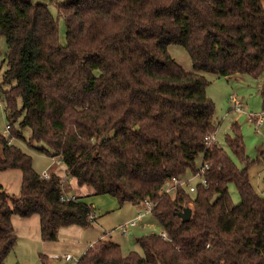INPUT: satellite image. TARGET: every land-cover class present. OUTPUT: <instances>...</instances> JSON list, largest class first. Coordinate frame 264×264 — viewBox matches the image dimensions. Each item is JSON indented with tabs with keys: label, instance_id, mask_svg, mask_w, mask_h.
<instances>
[{
	"label": "trees",
	"instance_id": "obj_1",
	"mask_svg": "<svg viewBox=\"0 0 264 264\" xmlns=\"http://www.w3.org/2000/svg\"><path fill=\"white\" fill-rule=\"evenodd\" d=\"M46 1L0 0V38L8 48L0 90L15 82L1 90L6 117L22 115L19 126L54 153L40 151L58 157L66 176L92 195H110L120 206L151 202L166 235L137 237L141 252L127 254L102 238L77 264H264V195L248 175L264 150L250 162L233 125L225 143L244 164L239 169L224 149L204 141L217 125L208 75L258 80L264 73V0ZM50 4L64 19L65 46ZM170 45L187 52L191 71L172 58ZM260 95L264 108V84ZM9 125L8 136L0 133V171L20 170L21 185L15 198L0 185V264L17 242L12 216L37 215L44 242L56 241L60 228L95 221L83 198L63 200L59 175L32 168L12 142L20 131ZM203 163L205 185L194 193L162 191Z\"/></svg>",
	"mask_w": 264,
	"mask_h": 264
},
{
	"label": "rangeland",
	"instance_id": "obj_2",
	"mask_svg": "<svg viewBox=\"0 0 264 264\" xmlns=\"http://www.w3.org/2000/svg\"><path fill=\"white\" fill-rule=\"evenodd\" d=\"M35 3H46V0H30ZM51 14L58 25L59 43L62 46L66 45V28L65 22L62 16H59L54 5L50 4L48 6ZM264 8V4H263ZM168 51L172 58L185 70L191 71L192 64L190 57L187 52L180 46L170 45ZM8 52L6 38L2 36L0 38V83L3 78V74L7 69V64L5 62V57ZM208 80L210 84L206 88V95L212 100L214 105V119L217 122L215 133L213 134L214 143L224 149L233 159L236 166L239 169L244 167V164L239 162L229 151L225 143V137L232 134V126L236 125L240 134L243 138L245 153L250 162H254L259 153L264 147V122L262 126L256 130L255 125L248 121L247 115L249 113L260 114L264 116V108L262 106V99L260 95V89L262 84H264V73L258 80H254L246 75H235L229 77H216L208 75ZM15 82L11 84H1V90L6 91L13 86ZM0 90V100L1 99ZM235 95L242 103V111H235L231 108L230 97ZM18 107L21 108V102L18 101ZM22 115L17 121L9 120L5 113L3 103H0V133L4 136H8L9 130L6 126L11 124L12 129H17L21 133L20 139L12 140L19 149H21L25 154L31 158L32 168L38 173L44 176L48 172L58 173L63 181L62 192L63 196L69 198L74 192L75 182L73 178L67 177L65 175V170L62 164L59 162L58 158H52L50 155L54 153L53 149L43 143L35 142L31 140V131L29 128H21L19 122L22 119ZM43 148L50 155L45 152H41L40 149ZM199 164V162H197ZM249 181L253 189L260 195H264V161L259 163H253L249 170ZM190 178V175L186 176ZM199 178H194L192 184H198ZM0 185L2 189L10 197H18L20 193L21 185V172L18 169H9L5 171H0ZM78 185V184H77ZM88 187V186H87ZM83 186L78 185L79 198H83ZM89 190V188H88ZM228 192L230 198L234 205L240 203V198L238 192L233 184L228 185ZM75 196V195H74ZM77 197V196H75ZM96 199H101L102 196H95ZM116 202L114 207L109 211V214L101 216L98 218L97 223L92 222L93 233H98L100 236L103 233V239L106 241H111L118 244L124 254L130 251L141 252L139 246L136 244L135 239L148 234H159L161 233V228L158 223L149 214H146L142 219L138 221L136 227L129 228L125 234H121L118 230L119 225H123L135 218L139 211H143V206L140 204L137 207L130 203H125L120 206L117 200L107 195L105 196ZM83 201V200H82ZM115 201V202H114ZM135 206V207H134ZM138 208V210L136 209ZM100 214L94 216L97 217ZM100 238V239H102ZM6 257V264H40L39 259L34 256L28 255L26 258L28 262L22 263L21 260L17 261L13 254ZM36 255V254H35Z\"/></svg>",
	"mask_w": 264,
	"mask_h": 264
},
{
	"label": "crops",
	"instance_id": "obj_3",
	"mask_svg": "<svg viewBox=\"0 0 264 264\" xmlns=\"http://www.w3.org/2000/svg\"><path fill=\"white\" fill-rule=\"evenodd\" d=\"M62 167L65 170L63 165ZM50 173L54 172H48V174L45 175H49ZM56 174L59 175L58 173ZM74 182V192L71 197H79L80 195L76 179H74ZM83 187L85 188L83 189L84 193L82 194L83 201L86 204H92L94 207V215L100 214V216H94V223L96 224L98 218L109 214V211H111L110 209L114 207L116 202L114 201L115 203H113V201L111 202L109 198L105 197L107 194L100 195L102 196L101 199H96L95 196L98 195H92L91 189L89 187ZM141 205L143 206V204ZM136 209L138 210V208ZM11 222L14 233L17 236V242L12 251L14 252L13 254L15 259H17V261L21 260L22 263H27L28 260L26 257L31 255L32 257L36 256L39 259L40 264H64L62 260L63 255L69 254L80 257L88 248L92 247L98 240H100V238L103 237L102 232L100 236H98V233H93V226L85 229L76 226H70L59 229L58 238L56 241L44 242L41 239L40 221L37 215L27 218L12 216Z\"/></svg>",
	"mask_w": 264,
	"mask_h": 264
},
{
	"label": "built area",
	"instance_id": "obj_4",
	"mask_svg": "<svg viewBox=\"0 0 264 264\" xmlns=\"http://www.w3.org/2000/svg\"><path fill=\"white\" fill-rule=\"evenodd\" d=\"M2 101L0 100V103ZM230 103H231V108L235 111H239L241 112L242 111V108H243V105L241 103V101L235 96V95H232L230 97ZM247 115V118H248V121L251 122L252 124L255 125V129L258 130L263 122H264V116L262 113L260 114H253V113H249V114H246ZM6 129L9 130L10 129V125H7L6 126ZM205 144L207 146H210V144L213 142V135H209V136H206L205 139ZM263 150H264V147H263ZM54 158H58V157H54ZM59 159V158H58ZM60 162V160H59ZM208 169V164L207 163H203L197 170V172L193 175H190V178H176V177H173L172 179H170L169 181H167L162 189V191L166 194H170L172 193L177 187H182L184 189H186L189 193H194L195 192V184H192V180L194 178H199V183L201 185H205V180H204V174L206 172V170ZM44 177H48V175H44ZM73 200L74 197H71V198H66L64 197L63 200ZM143 211H139L138 214L135 216V218L123 225H120L118 227V230L121 234H125L129 228H133V227H136L137 224H138V221L140 219H142L146 214H150L151 213V210L153 209V204L149 201H144L143 202ZM93 217L90 216V219H92ZM162 237L166 238V235L165 233L161 232L160 233ZM80 257L78 256H73V255H69V254H66V255H63L62 256V260L64 262V264H77L78 261H79Z\"/></svg>",
	"mask_w": 264,
	"mask_h": 264
},
{
	"label": "water",
	"instance_id": "obj_5",
	"mask_svg": "<svg viewBox=\"0 0 264 264\" xmlns=\"http://www.w3.org/2000/svg\"><path fill=\"white\" fill-rule=\"evenodd\" d=\"M191 210L189 208L184 209V211L180 214V217L183 221L189 219Z\"/></svg>",
	"mask_w": 264,
	"mask_h": 264
}]
</instances>
